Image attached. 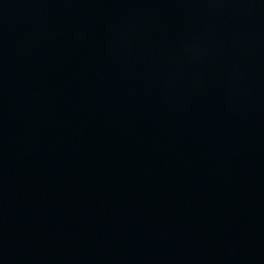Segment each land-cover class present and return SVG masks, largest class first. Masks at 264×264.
Listing matches in <instances>:
<instances>
[{"label": "water", "instance_id": "water-1", "mask_svg": "<svg viewBox=\"0 0 264 264\" xmlns=\"http://www.w3.org/2000/svg\"><path fill=\"white\" fill-rule=\"evenodd\" d=\"M0 264H264V0H0Z\"/></svg>", "mask_w": 264, "mask_h": 264}]
</instances>
